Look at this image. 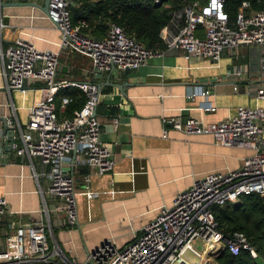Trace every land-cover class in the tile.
Returning <instances> with one entry per match:
<instances>
[{"label":"built area","instance_id":"obj_1","mask_svg":"<svg viewBox=\"0 0 264 264\" xmlns=\"http://www.w3.org/2000/svg\"><path fill=\"white\" fill-rule=\"evenodd\" d=\"M153 1L161 4L166 0ZM226 1L180 0L181 7L171 12L170 21L161 30L165 50L153 51L115 22L109 23L104 38L88 36L82 32L87 27L85 21L73 24L70 0H50L47 18L60 32L59 49L39 50L30 40L18 38L4 50L3 74L8 88L21 90L28 82L41 83V97L28 108L26 127L18 126L21 144L13 143L12 148L19 156L39 159L41 171L34 176L49 178L46 193L55 203L51 207L45 204L47 222L11 223L6 248L0 251V264H218V256L225 250L234 255L246 250L253 258L258 257L244 233L224 235L213 206L237 203L253 193L264 195V106L240 105L227 119L209 124L194 118L163 120L185 134H209L219 145L246 148L253 153L237 169L214 171L195 179L188 189L176 195L171 205L161 207L125 246L118 248L106 241L78 262L67 257L54 235V228L73 229L79 224V195L97 197L90 188L88 174L79 183L75 173L66 168L69 154L76 151L84 165L100 175L110 172L115 163L113 149L101 140V119L94 115L101 88L92 81L56 80L61 53L88 56L96 74L136 70L149 58L172 50L181 51L188 61L210 60L216 65L224 53L253 46L262 50L259 60L264 64V11L250 10V4L243 2L231 25L224 9ZM3 26L0 22V29ZM232 74L240 76L241 70L235 69ZM69 86L80 88L87 101L73 118L59 120L55 97L60 88ZM210 94L202 86H193L186 92L189 99L204 97L200 110L214 112L216 106L209 101ZM256 99L264 100V87L257 89ZM69 102V97H63L60 108ZM7 205V200L0 197V216L8 211ZM50 212L63 216L52 223ZM197 240L203 249L195 246Z\"/></svg>","mask_w":264,"mask_h":264},{"label":"crops","instance_id":"obj_2","mask_svg":"<svg viewBox=\"0 0 264 264\" xmlns=\"http://www.w3.org/2000/svg\"><path fill=\"white\" fill-rule=\"evenodd\" d=\"M44 1L0 0L39 6ZM0 22L4 25L0 29V197L8 204V211L0 216L3 251L12 231L11 223L47 222L45 204L51 207L55 203L46 193L49 178L34 176L41 171L39 159L19 156L12 148L13 143L21 144L19 130L9 145L4 144L1 118L12 121L17 129L25 128L28 108L41 97V83L28 82L25 91L10 90L3 74V53L18 38L30 40L39 50L57 51L60 32L47 14L35 6L0 5ZM107 33L108 30L105 36ZM258 49L243 46L238 52L224 53L216 65L210 60L188 61L181 51L172 50L149 58L129 74L124 70L102 72L103 83L109 77L113 82L124 83L125 95L116 87L102 84L99 105L104 112H97L101 140L113 149L115 163L110 172L100 175L90 171L76 151L69 154L66 168L75 173L79 183L88 174L90 188L97 193L91 199L85 195L77 197L76 227L54 228L56 240L69 259L84 261L88 252L106 241L118 248L125 246L161 207L171 205L176 195L188 189L195 179L214 171L237 169L253 153L246 148L219 145L209 134H185L163 120L194 118L209 124L227 119L240 105L264 106V100L256 99L257 89L264 87V64L260 63ZM60 62L68 68L60 72L58 80L91 81L96 75L91 59L80 53H61ZM235 69L241 70L240 76L232 74ZM193 86L210 90L214 112L199 109L204 97L186 96ZM112 109L116 116L110 115ZM60 216L63 213L50 212L52 223Z\"/></svg>","mask_w":264,"mask_h":264},{"label":"trees","instance_id":"obj_3","mask_svg":"<svg viewBox=\"0 0 264 264\" xmlns=\"http://www.w3.org/2000/svg\"><path fill=\"white\" fill-rule=\"evenodd\" d=\"M243 2L250 4V10L264 11V0H227L224 9L231 25L234 24ZM180 7V0H166L161 4H155L153 0H70L69 3L73 24L77 25L81 21L87 24V27L82 28L83 33L101 39L105 36L109 23L115 22L129 36L153 51L165 50L161 30L170 21L171 12ZM71 74L74 75V71ZM68 81L81 82L75 79ZM107 91H110V88ZM63 97H69L70 102L61 109ZM86 101V94L80 88L76 86L60 88L55 97L59 120L73 118L75 111L81 110ZM97 109L101 114L104 112L100 105ZM110 115L116 116V110L112 109ZM213 212L225 236L242 232L249 244L258 252V257L253 258L246 250H242L238 255L225 250L217 259L218 264H264V195L256 193L245 195L237 203L213 206Z\"/></svg>","mask_w":264,"mask_h":264},{"label":"water","instance_id":"obj_4","mask_svg":"<svg viewBox=\"0 0 264 264\" xmlns=\"http://www.w3.org/2000/svg\"><path fill=\"white\" fill-rule=\"evenodd\" d=\"M49 2L50 0H45L44 1V4L42 6H39L35 3H28V2H24V3H7V2H0V5L1 7H4V6H10V5H28V6H35V7H39L41 8L46 14L48 13V10H49ZM67 66H63V65H60L59 68H58V73H57V76H56V80H58V76L60 74V72H66L67 71ZM113 72V71H112ZM124 72L126 74H129L132 72V69L130 68H126L124 70ZM92 82H95L99 85V87L101 88L102 87V84H105V85H108L110 87H116L117 89H119V91L121 93H123L125 95V92H124V83H118V82H113L110 80V77L107 79V81L105 83H103V75H102V72H97V74L95 75V77L91 80ZM22 89H27V86L26 85H23L21 87V90ZM10 90H16V89H13V88H10ZM94 115H97V108L95 109L94 111ZM1 121H3V133L4 135L6 136L4 138V144L5 145H9L12 141H13V138L17 132V126L15 125H12V123L5 117H2L1 118ZM89 253V252H88ZM224 253V251H222L220 253V255L218 256V258Z\"/></svg>","mask_w":264,"mask_h":264},{"label":"rangeland","instance_id":"obj_5","mask_svg":"<svg viewBox=\"0 0 264 264\" xmlns=\"http://www.w3.org/2000/svg\"><path fill=\"white\" fill-rule=\"evenodd\" d=\"M245 47H253V46H245ZM241 48V47H240ZM240 48H239V50H240ZM239 50H236L237 52L239 51ZM258 53L260 54V51H261V54H262V50L259 48L258 50ZM233 52H235V51H233ZM260 54V55H261ZM83 61V63H84V60H82ZM85 62H87V61H85ZM195 246L198 248V249H203V246H202V243H201V241L200 240H197V241H195Z\"/></svg>","mask_w":264,"mask_h":264},{"label":"bare ground","instance_id":"obj_6","mask_svg":"<svg viewBox=\"0 0 264 264\" xmlns=\"http://www.w3.org/2000/svg\"><path fill=\"white\" fill-rule=\"evenodd\" d=\"M1 105V104H0ZM6 108V107H5Z\"/></svg>","mask_w":264,"mask_h":264}]
</instances>
